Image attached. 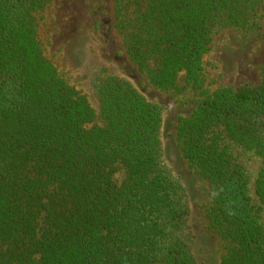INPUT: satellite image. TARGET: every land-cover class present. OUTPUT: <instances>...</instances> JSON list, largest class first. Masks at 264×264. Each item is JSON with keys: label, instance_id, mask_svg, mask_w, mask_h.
I'll return each instance as SVG.
<instances>
[{"label": "trees", "instance_id": "16d2710c", "mask_svg": "<svg viewBox=\"0 0 264 264\" xmlns=\"http://www.w3.org/2000/svg\"><path fill=\"white\" fill-rule=\"evenodd\" d=\"M52 0H0V264H197L177 187L160 162L161 108L104 69L94 108L38 39ZM117 32L154 87L201 89L213 35L248 28L264 0H113ZM181 119L183 158L208 184L220 264H264V224L229 143L261 160L264 68L258 87H223ZM119 179L118 177H121Z\"/></svg>", "mask_w": 264, "mask_h": 264}, {"label": "rangeland", "instance_id": "374dc122", "mask_svg": "<svg viewBox=\"0 0 264 264\" xmlns=\"http://www.w3.org/2000/svg\"><path fill=\"white\" fill-rule=\"evenodd\" d=\"M35 16L45 56L94 108L97 101L90 79L101 69L128 81L148 101L160 106V162L185 207L184 232L191 237L197 264H220L224 245L209 227L212 194L208 184L196 177L183 158L177 128L181 119L191 115L203 94L210 95L223 87L238 90L245 85L253 88L260 85L264 68V7L248 28L217 31L203 59L202 88L187 85L184 74L180 73L178 91L154 87L132 62L115 27L113 0H52ZM225 143L246 172L252 204L264 224V205L255 192L261 160L234 143L227 140Z\"/></svg>", "mask_w": 264, "mask_h": 264}]
</instances>
